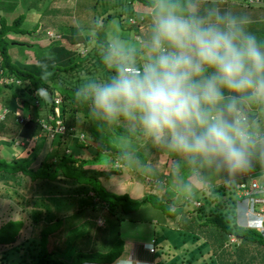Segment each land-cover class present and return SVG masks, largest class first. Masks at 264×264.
I'll return each instance as SVG.
<instances>
[{
	"label": "trees",
	"instance_id": "trees-1",
	"mask_svg": "<svg viewBox=\"0 0 264 264\" xmlns=\"http://www.w3.org/2000/svg\"><path fill=\"white\" fill-rule=\"evenodd\" d=\"M104 1L105 0H103V2ZM123 1L125 4H129V8L123 6L122 2L118 4L122 6V8L115 12L116 14H112L114 13L113 11L111 14L108 13L109 9L106 8L101 22L96 20V16L94 17L95 21L90 30L82 28L77 32L73 31L74 29H72V27L65 28L63 31H59L60 34L57 38L52 37L49 39L47 45H44L43 42H39L38 45L37 43L13 42L9 34L14 33L12 27L16 28V24H18L20 17H15L9 23L4 18H0V68L4 71L3 76L12 77L19 81L18 85L10 82L2 83L0 86V110L3 108L6 109L3 115L4 117L0 120V133L2 134L4 132L3 129L8 126L10 121H17V106L20 107L25 102L23 99L24 94L28 97H33L35 101L38 100V97L43 96L44 93L46 94L50 115L40 119L46 118L48 124H51V126H54L56 123V119L53 115L55 96L56 94H60L62 101L59 105V110L62 123L65 125L64 133L56 134L50 140L45 139L46 142L44 141L46 147L43 144V150L50 149L45 151V155L49 157V161H39L38 166L33 167V164L37 162L38 152L36 151V145L32 147L25 146V150H30L26 156L18 153L11 160L4 161L0 158V188L3 184L8 189V198L5 199L4 204L6 207L2 208L0 205V264L110 263L119 256L123 242L120 244L118 242L114 243L116 245H113L107 252H83L81 250H76L71 254V259L68 262L61 258L54 257L56 246L59 248V241L61 239L62 241L65 240V236H63V227L66 215L54 217L50 213L48 201L54 202L57 205H61L62 208L65 207L67 209L70 204H73L77 207L76 212L78 211V213L81 212L82 214V216H80V214L77 215L81 219L78 220V223L72 222L76 214L68 217L69 222H66L69 224L68 231H66L65 234L68 233L73 238V241L69 242V250H72L71 248H74L84 237L86 238L87 234L85 235V233H90L89 228L86 230V227H88V225L91 227L92 222L95 224L97 222L100 212L95 210L93 213H86L85 210L88 209V206H90L91 209H95L103 204L107 206L109 214H113L114 217L120 220L135 219L137 221H150L149 217L144 219L140 214H132L134 212L132 210L138 211L144 207L148 210L150 209L154 215L158 214L159 217L165 220L168 226L174 231L172 238L176 235L181 236V243H183V239L189 236H191V238H197V236L194 235V230L203 232V226H205V228L210 229V231L207 232L212 237V245H219L221 251H215V253L211 252L209 261H204L203 264H234L232 260L226 261V259L223 258L226 254L229 255L223 249L225 248L224 245L231 243L229 238L232 236L240 238V242L239 239H237V244L232 243L236 246L234 248L235 250H239L241 246L247 244H254L264 248V235L258 229L240 226L237 223L235 213L239 180H241L243 175L253 174L258 176L260 171L264 170V137L262 136V139L259 138V134L256 135L254 133L255 131L249 130V128L248 131L251 135L252 143L249 146V164L245 169L230 172L217 161L197 158L196 162L192 161L188 165V167L191 168L189 170H192L196 175V182L193 183L184 182L183 178L184 176L186 177L187 172L186 169L182 167V163H184L185 160L180 157L176 151L168 147L163 141L151 144L152 148L155 146L160 148V152L167 149L168 159L166 161H171L176 181L181 180L183 182L181 185L182 189L185 191L187 190L188 195L182 202L172 205L170 198H158L154 195H147L139 200H133L128 193L118 194L104 187L103 182L106 179L109 180L111 176L119 178L122 174H125L124 170L121 174H116L111 171L113 169L119 170L117 166L115 167V162L116 164L118 162L122 164L121 169H123L126 160L132 159V156L136 157L141 164L147 161L144 151L137 149L132 150L128 147L116 144L110 135L100 130V123L102 117L105 121L110 119L109 121L112 123L111 132L129 140L145 134L146 131L143 127L134 119H128L123 116L109 118L97 112L91 104L89 89L86 87L89 84L110 81L117 73L124 72V68L127 66L140 68L143 65L140 61L148 60L149 58L148 56L140 57L139 52H137L133 54L135 62H121L119 59L110 62V58L118 54L117 50L114 49L108 40V31L112 26L111 22H114L115 17H119L122 20L123 16L128 14L129 18L133 16L132 18L134 19L133 22L129 24L137 28V23L140 22L141 18L143 19V16L141 12L137 14L134 13L131 9V5L134 2H140L149 9L157 3V0ZM95 2H98V0ZM239 2H241V0H239ZM193 13L194 9L188 11L189 15H193ZM32 28L35 30L37 25L35 28ZM83 31L85 32L84 34ZM81 35L86 37V45L83 50L77 48L71 49L62 45L63 41L61 36L67 38L71 44L73 42L75 43ZM75 36L78 37L75 38ZM34 44H36V46H32ZM146 46L147 45H145V47ZM17 47H24L23 50L34 53H32V56L26 54L24 57L19 55L17 50H22L17 49ZM13 55L16 59H13ZM27 55H29V57ZM43 73H48L49 75L46 78H42ZM14 85L20 86L18 92L13 89ZM4 87L10 91L7 97L3 92ZM226 95L228 94L226 93ZM11 99H15V103L17 104L14 109L10 108L12 104H10ZM250 102L256 103V101ZM34 103L31 105L29 102L27 105H31L36 109L37 106L34 105ZM245 107L246 104H243V112ZM79 112H82L84 117L89 120V135L88 138L84 140H79L78 137L73 136V133L77 131V129L73 127V119ZM66 114H68V116ZM244 115L247 118V114ZM9 116L12 120L7 119ZM250 117H252V121L255 118L254 115ZM36 118L37 114L34 115L30 123L32 128L28 134V136H30L29 140H33L32 136L39 131L47 132L45 128L40 125L39 119ZM123 119H126L129 125H124L121 122ZM229 119H231L230 116ZM248 122L247 118V125ZM260 124L261 128H264V121H260ZM73 129L74 131H72ZM90 144L96 146V152L94 154L91 153L92 157L90 158L70 156V154H66L65 152L71 145L74 148L78 147L88 150V147L92 146ZM103 155L108 156L105 170L86 167V164L91 160H99ZM18 178L23 188L29 186L26 190L29 191L30 194H37L34 196H37L39 203L35 208L36 211L34 210L33 213L37 215V217H35L32 222H28L29 216H27V218L24 216V212L27 211L25 205L24 210L22 208L17 209L15 206V204H26L30 199V195L28 197L26 195L24 196L21 189L17 188L20 186ZM1 179H3V183ZM236 181L238 184L236 183V185H234ZM200 182H204L205 185L201 186ZM192 200L201 201L202 205L193 207L191 205ZM185 212L195 214L193 216L195 222L192 224L188 221L184 223L183 221L180 222L179 219ZM22 215L24 217H22ZM179 215L180 217L177 220ZM95 216L96 218L94 220ZM42 219L47 221V225L40 230L39 236L33 235L31 230L34 223ZM26 222L27 225L25 224ZM173 224L176 225L175 228ZM80 225L81 229L83 227V231L76 232ZM179 225L182 227H179ZM25 226L27 227L26 229L30 228V232L23 235L22 230ZM80 233H84L82 237L75 238L79 236ZM155 233L156 231L154 232V240L152 242L154 252L156 249L157 256H160V253H165V258L168 259V263L164 261V259L163 261H158L156 264H186V262H188V264H193V259L196 258L195 262L199 260L198 257H196L198 252L193 253L191 260L190 257L178 260L180 259L178 255L180 252L173 255L172 252L168 253L167 250L164 251L165 248H162L161 245L163 240L160 239L159 241ZM50 242L54 244V249L52 250L48 249V243ZM81 244L84 245L85 242H81ZM182 245H180V247H183L182 256L183 252L185 254L191 252L189 251L190 248L184 247L185 243L184 246ZM174 247L176 248L175 251L180 248L177 243ZM200 247H206V244L201 243ZM197 248H199V246H197ZM205 251L204 249V252ZM204 252L202 251V254ZM217 252L219 256L221 255V258L218 256L219 261L216 256ZM202 254L198 256L200 257ZM203 260H205V258ZM239 263L241 264V262Z\"/></svg>",
	"mask_w": 264,
	"mask_h": 264
},
{
	"label": "clouds",
	"instance_id": "clouds-1",
	"mask_svg": "<svg viewBox=\"0 0 264 264\" xmlns=\"http://www.w3.org/2000/svg\"><path fill=\"white\" fill-rule=\"evenodd\" d=\"M245 25L228 13L182 15L160 0L147 44L152 55L140 68L87 85L93 108L138 121L193 162L245 169L252 140L242 105L264 101V47Z\"/></svg>",
	"mask_w": 264,
	"mask_h": 264
},
{
	"label": "rangeland",
	"instance_id": "rangeland-1",
	"mask_svg": "<svg viewBox=\"0 0 264 264\" xmlns=\"http://www.w3.org/2000/svg\"><path fill=\"white\" fill-rule=\"evenodd\" d=\"M13 1L14 0H0V8L4 7L5 5L6 9H8V7L12 4ZM15 1L20 2V3H16L17 6L19 7L18 9H20L18 10L20 13L19 12L13 13L12 18L14 19L18 15L17 17H20V19L18 21V24H16L17 25L16 28L12 27V29L14 30L13 31L14 33L9 34V36L11 37L13 42H16V43H31V44L37 43V45L39 44V42H43L44 45H47L49 39H51L52 37L57 38V36L60 34L59 31H63L65 28L72 27V29H74L73 31H77V32H79V29L81 30L82 28H85L86 30H90L91 26L93 25L95 21L94 20L95 16H96V20L101 22V18H103V14L106 8L109 9L108 13L111 14L113 11L114 13L112 14H116L115 12H117L118 10H120V8H122V6L118 5L120 2H122L123 6L129 8V4H125L123 0L122 1L105 0L104 2L103 0H98V2H95L96 0H49L50 2L48 3V5H46V0H15ZM193 1H196V0H193ZM233 1L229 0L227 3H216L213 1L205 0L204 1L205 3H203L204 9L201 8L200 10L197 11L196 10L197 7H199L202 3L198 2L194 6L190 4V1L188 0H165L166 3L174 6L175 11H177L178 13L182 15H189L188 11L193 10L195 8L193 15H198L201 17H208L209 15L214 16L216 12H219L221 14L228 13L238 18H242L246 21L245 26H246L247 31L254 33L258 42L261 44L262 47H264V36H263L264 29L260 28L261 25L264 23V19H263L264 5L257 4V5H252V6H246L244 4H240L239 0L237 1L233 0ZM185 2H188V3H185ZM235 2L237 3V5L235 4ZM159 4H160V0H157V3L155 4L154 9L157 10L159 7ZM44 6L49 10V13H44V10L46 9V8L45 9L43 8ZM192 6H194V8H192ZM131 7H133L132 11L136 14L142 12L141 15L143 16V19H140V22L137 23L138 25L137 28L129 24L134 19L132 18L133 16L129 18L128 14L124 15L122 20L119 17H115L114 22H111L112 26L110 27L108 31V40L110 41L114 49L117 50L118 54L115 57L114 56L111 57L110 62H114L115 60H118V59L121 62H130V61L135 62L133 54H136L137 52H139L140 57H146V56L150 57L152 55L149 48L147 46L145 47V45L148 44V41L151 35L152 19H153V16L156 10L154 9H153L154 11L152 9L149 10L148 7L144 8L145 6L140 2H134L131 5ZM55 8H59L61 11L65 9H69L71 12L64 13V14H62V12L53 13ZM6 15L8 16L9 14H6ZM2 16L4 15L3 14L0 15V18ZM11 21L12 19H11V16L9 15V22ZM36 25H38V27L35 30H33L32 27L35 28ZM84 33L85 32L83 31V34ZM77 37L78 36H75V38ZM61 39L63 41L62 45L68 48H71V49L77 48L79 50H83L86 45V41H85L86 37L84 35L83 36L81 35L80 38L75 43L73 42L71 44L69 43L70 41H68L67 38H63L61 36ZM32 46H36V44ZM17 49L22 50V51L17 50V52L19 53V55H22L24 57L26 56V54H30L32 56L33 55L32 53H34L31 51L23 50L24 47L22 48L17 47ZM27 56L29 57V55ZM13 59H16L14 55H13ZM140 62L144 64L147 62V60H144V61L141 60ZM0 83H3V81H0ZM13 89L16 92H18L20 89V86L14 85ZM3 92L5 93L6 97L10 93V91L6 87L3 88ZM58 95L60 96V94ZM23 99L25 100V102L23 103L25 107H28L27 103L30 102L32 105L35 101L33 97H28L25 94L23 95ZM37 99L40 104L38 108L42 110L39 117H47L48 115H50L49 114L50 112L48 109L49 104L47 103L46 94L44 93L43 96H40ZM61 101H62V98H61ZM10 104H11L10 108L14 109L16 107V103L15 101H13V99H11ZM245 104H246V107L244 108V114H247V118L249 121L247 126L249 130H254L255 132L257 131L255 134L256 135L259 134V138L262 139V136L264 137V128H261L260 121H264V101L256 102L252 104H250V102H247ZM34 105H37V103H34ZM34 109L31 112L32 114L35 111ZM4 110L6 109L5 108L1 109L0 113H3ZM26 115H28V112ZM66 115L68 116V114ZM252 115L255 116L253 121L251 120L252 117H250ZM109 120L110 119L105 121L103 117L101 118L100 130L110 135L113 141L120 146L128 147L132 150L137 149L140 151H144L147 161L141 164L138 162V159L134 156H132V159H127L126 162L129 163L130 169L129 168L127 169V166H125V164L123 165L124 171L128 172L127 175L123 179L124 182L121 180L122 176H120L119 178H114L113 176H111L109 180L106 179L103 182L104 187H106L108 190H111V188L112 189L114 188L111 182H116V183H120V185L125 188L126 185L130 183L134 187L126 188V192L129 193L132 196V198L139 199L141 198V195L144 193L146 194V193L152 192L153 194H155L156 192H159L160 197L170 198L172 205L177 204L178 202L184 201L185 197L188 195L187 190L185 191L182 189L181 185L183 182L181 180L176 181V177L173 173L174 168L172 167L171 161L170 160L166 161L168 159L167 149H164L162 150V152H160L159 151L160 148H158L157 146L152 148L151 144H156L157 141H155L152 137H150V135L147 132L143 134L142 136H137L131 140L118 136L117 134L111 132L110 129H111L112 123ZM73 122H74L73 127L77 129L76 132L80 134V137H82L83 140L87 139L89 135L88 134L89 120L84 117L82 112H79L76 114L75 118L73 119ZM121 122L126 126L128 124V121L126 119L125 120L123 119ZM6 128H7V131L1 134L6 139L5 142H2V143H5V145L0 146L1 160L5 161L8 159V154L10 153L9 149L11 153L13 154L17 150H19L20 155L26 156L28 155L27 153H29L30 151L29 149L25 150L26 147L28 146L32 147L36 145V151L38 152L37 162L33 164V167L38 166L39 161H42V160H44V162L49 161V157L45 155V151H48L50 149H47L45 151L43 150L44 146L46 147V144H45L46 141H45V135H44L45 133L43 131H39L38 133H35V136L37 135L38 136L36 138H33V140H29V139L26 141L24 140V142H22L24 146L22 145L17 146V145H14L13 139H15L14 137L17 134V129L19 128V126H16L15 122L10 121V123L8 124ZM19 143H21V140H19ZM90 145L92 146H89L88 150H86L85 148H78V147L74 148L71 145V147H68L65 150V152L66 154H70V156H80L84 158H90L92 157V154L96 152V149H95L96 146L93 144H90ZM178 154L180 155V157H182L185 160L184 163H182V167L186 169V172H187L186 177L184 176L183 178L184 182H187V183L196 182V175L194 174V172H192V170L190 171L189 169L191 168L188 167V165L192 162V160L183 154H180V153ZM102 157L99 160H91L89 163L86 164V167L105 170L107 166L106 161H107L108 156L103 155ZM114 165L115 167L117 166L119 170L113 169L111 170L112 172L116 174L123 172L122 171L123 169H121L122 164H120L119 162L116 164L115 162ZM248 179L249 178L246 177L244 180L248 182ZM257 180L258 182L263 183L264 177H258ZM1 182L2 183L4 182L3 179H1ZM200 183H201V186L205 185L204 182H200ZM236 183L237 181L234 183V185H236ZM19 185H20L19 186L20 188L19 187L17 188L21 189L24 196L26 195L28 197L30 195L29 197L30 199L26 204L25 203L23 205L15 204V206L17 207V209L22 208L24 210V205H25V209H27V211L24 212V216L25 218L29 216L28 222H32L34 221V218L37 217V215L33 214L36 206L39 203V201L37 200V196H34L37 194H33V193L30 194V192L26 190L29 186H26L25 188H23L21 186V181L19 182ZM5 188H6L5 185L2 184V187L0 188V205L2 208L6 207V205H4L5 199L8 198L7 196L8 189L7 188L5 189ZM236 195H237V198H236L237 202L235 204V213H236L237 223L241 225L242 227L258 229L264 235V231H262L260 228L264 226L263 221H260L261 218L255 216L254 217L255 219H249V217L246 216L248 212H246V210L244 209L245 208L244 202H241L242 199L239 197L241 196V194H240L238 187H237ZM200 202L201 201H198V200H192L191 205L193 207H197L199 205H202V202L201 203ZM48 205H49L50 213L54 217L56 216L62 217L64 214L66 215L64 225H67V226L69 224V223H66V222H69L68 217L73 216L75 214L76 216L79 214L80 216H82L81 212L79 213L78 211L76 212L77 207L73 204H70L68 209L65 207L62 208L61 205H57L51 201H48ZM258 208L256 209V211H258ZM95 210L97 212H100V214L98 215L97 222H98V225H100L101 227L100 226H97V227L102 229V231L104 230L103 231L105 233L104 237L107 241L110 238L111 240H113L117 236L118 239L115 242H118L119 244L121 242H124L125 239H129L132 237L134 239L141 240L142 242L147 243V242H150L151 239L153 238L152 232L156 231L155 236L158 237L159 241L160 239L163 240V237L164 239L169 240L170 238L173 237L172 235L174 234V231L168 226L166 221L163 220L161 217H159L158 214H155L153 216L152 218L153 224L150 226L149 223H142L135 219L131 220L130 222L124 221V219L123 221H120V219L114 217L113 214H109V212L107 211L108 208L104 204L96 207L95 209H91V207L88 206V209H86L85 212L93 213ZM132 211H134L132 214L136 213V210H132ZM180 215L178 216L177 220L179 219ZM194 215L195 214L193 213L185 212L181 215L179 221L180 222L183 221V223L188 221L192 224L193 222H195L194 221L195 218L193 217ZM24 216L22 215V217ZM95 218L96 216L94 217V220ZM78 220L80 219L77 217H74L72 219V222L78 223ZM25 224L27 225V222ZM45 225H47V221L45 219H42L34 223L33 228L31 230L32 234L39 236L40 230ZM89 226L90 225H88L86 229L87 228L90 229ZM173 227L175 228L176 225L173 224ZM179 227H182V226L179 225ZM26 228H27L26 226L23 227V230H22L23 235H26L30 232L29 230L30 228L28 229ZM150 229L152 231H150ZM203 229H204L203 232L199 230H194V234L200 240V242L198 243L199 248L194 246V249L192 252H187L184 255V259H187L190 257V260H191V256L193 255V253L198 252L196 257H198L199 260L195 262L196 258L193 259L192 260V262H194L193 264L195 263L203 264L204 261L205 262L209 261L211 252L215 253V251H221V248L219 245H216V246L212 245V237L207 232V231H210V229L205 228V226H203ZM81 231L82 230L80 228L76 232H81ZM83 234L84 233H80L79 236L77 237L74 236V237L80 238L82 237ZM86 234L87 233H85V235ZM166 234H170L171 236L166 235ZM175 237H177V235ZM237 239H239V242H240V238H235L234 236H232L229 239L231 243L230 244L227 243L226 245H224L225 248L223 250H225L229 254V255L226 254L223 257L224 259H226V261L232 260L234 264H240L239 262H241V264H264V248L254 245V244H247L245 246H241L239 250H235L234 248L236 246H234L232 243L238 242ZM185 240H186L185 245L189 246L193 244L192 242L193 238H191V236L187 237ZM196 241L198 240H194V242ZM167 243L169 242L167 241ZM201 243H205L206 247H200ZM113 245H116V244H113ZM200 249L201 250L203 249L202 250L203 252H204V249L206 251L202 254V251ZM199 254H202V256L199 257L198 256ZM163 256L164 255L160 253L161 258L159 259H162ZM216 256L219 261L218 252ZM204 258L205 260H203ZM186 264H188V262H186Z\"/></svg>",
	"mask_w": 264,
	"mask_h": 264
},
{
	"label": "crops",
	"instance_id": "crops-1",
	"mask_svg": "<svg viewBox=\"0 0 264 264\" xmlns=\"http://www.w3.org/2000/svg\"><path fill=\"white\" fill-rule=\"evenodd\" d=\"M204 1L205 0H196V1H193L192 0V1H190V4H192V5L195 6V4L198 3V2L199 3H202L199 7H197L196 10L198 11L201 8L204 9V5H203V3H205ZM209 1H213V2H216V3H227V2H220L218 0H209ZM49 2H50L49 0H46V5H48ZM16 3H20V2L19 1L16 2L14 0L12 2V4L8 7V9H6V7H5L4 4H3L4 7H1L0 8V15H2V14L4 15L1 18H4L8 23H9V15L11 16V19L13 20V18H12L13 17L12 16L13 13H16V12L18 13L19 12L18 10H20V9H18L19 7L17 6ZM235 4L237 5L236 2H235ZM194 6H192V8H194ZM43 8L45 9L46 7L44 6ZM132 8L133 7H131V9ZM145 8H147V7H145ZM154 8H155V5L154 6H151V8H149V10H151V9L153 10ZM154 10H156V9H154ZM37 11H38V9H37ZM58 12H62V14H64V13H70L71 11L69 9H65V10H62L61 11L59 8H55L54 11H53V13H58ZM44 13H49V10L46 8L44 10ZM6 14H9V15L7 16ZM141 14H142V12H141ZM53 15H55V14H53ZM263 19H264V17H263ZM37 27H38V25H37ZM260 28L261 29H264V23L261 25ZM13 101H15V99H13ZM250 104H252V102H250ZM16 106H17V104H16ZM17 108H18L17 109V112L18 113H16L17 118L18 117L25 116L27 114V112H28V115H26V116H29L30 117V120H28L24 124H21L18 121H15L16 126H19V128L17 129V134L15 135L14 138L15 139H19V140H21V141L24 142V140L26 141V140H28L30 138V136H28V134H29V132H30V130L32 128V125L30 123H31L32 119L34 118V115L37 114V118L36 119L43 118V117H39L40 116V113L42 112V110L40 108L37 109V107H36V109H34V107L31 106V105H28V107H25L24 104L21 105L20 107L17 106ZM31 108H33L34 110H36V111L33 112V114L31 113L33 111V109H31ZM25 111H27V112H25ZM7 119L12 120L10 116L7 117ZM44 119H46V118H44ZM3 130H4V132H6L7 131V128H4ZM254 133H256V132H254ZM37 136L33 135L32 137L33 138H36ZM5 141H6L5 137L2 136L1 133H0V146L1 145H5V143H2V142H5ZM9 147H11V146H9ZM9 152L10 153L8 154V159L7 160H9L12 157L16 156V154L19 153V150H17L14 154L11 153L10 149H9ZM125 166H127V169L128 168L130 169L129 163L125 162ZM123 170H124V168H123ZM124 173L125 174H122V179H121L123 182H124L123 179L127 175L128 172H124ZM119 174H121V173H119ZM111 184L114 186L113 189L111 188V191L114 192V193H118V194H120V193H127L126 192V188H128V187H132L133 188L134 187L130 183H128L125 188L123 186H121L120 183L111 182ZM147 195H154V196H156L158 198L160 197L159 192H156L155 194H153L151 192V193H146V194L144 193V194H142L141 195V198H143L144 196H147ZM131 198H132V196H131ZM141 198H139V199H141ZM132 199L133 200H139V199H135V198H132ZM241 202H244V206H245L244 209L246 210V212H248V214L246 216H248L249 219H255L254 218L255 215L251 211V208L249 207V205H247L246 201L243 200ZM136 214H140V216L142 218H144V219H146L148 217L150 218V221H140V222H142V223H149L150 226L153 224L152 218L154 216V213H152V211L150 209L148 210L147 208L144 207L143 209H140V210L136 211ZM102 215H103V213H102ZM75 217L79 218L78 216H75ZM120 221H123V219H121ZM124 221L130 222L131 220L124 219ZM96 224H97V226H99L98 225V222H96ZM96 224L94 222H92V225H91V227L89 229L90 230L89 231L90 233H87L86 238L85 237L83 238L84 240L82 239L79 243H77L76 246H74V248H71L72 250H69V242L70 241H73V238L68 233L65 234V232L68 230V226L67 225H64V227H63V232H64L63 236H65V238H64L65 240L62 241V239H61L59 241V243H58L59 248L56 246V253H55L54 257L61 258V259L65 260L66 262H68L71 259V254L74 251H76V250H81L83 252H88V251L107 252L113 246V244L116 243L115 241L118 239V237L116 236L113 240H111V238H110L107 241L105 239V237H104L105 236V233L103 232L104 230L102 231V229H100L99 227H97ZM80 228H81V225L78 227V229H80ZM260 228L261 229H264V226H262ZM82 229H83V227H82ZM150 231H152V230L150 229ZM152 235H153V238L151 239L150 242H147V243L146 242H142L141 240L134 239L133 237L132 238H129V239H125V241L122 244V250H121L119 256L114 261H112L110 263L84 262L82 264H156L158 261H160V260L163 261L164 259H165L164 261L167 262L168 259L165 258V256H166L165 253L163 254L164 256H163L162 259H159L161 257L160 256H157L158 254L156 252V249H155V252L154 253H150V251L148 249V244H151L153 242V240H154V232H152ZM166 235H170V234H166ZM180 238H181V236L178 235L174 239L173 238H170L169 240L163 239L162 244H161L162 245V248H165L164 251L167 250L168 253L172 252V254L174 255V254H177L178 252H180V253H178V255L180 256L179 257L180 259H178V260L184 259V254H185L183 252V256H182V249H183V247H180V245L183 244L182 246H184V243H185L186 240L183 239L184 242L181 243L180 242ZM66 239H67V241H66ZM194 240H198V241L194 242ZM167 241L170 244H172V245H170L169 243H167ZM81 242H85V244L82 245ZM192 242H193L192 245H189V246L185 245L184 246V247L190 248L189 251H191V252L194 249V246H196V247L198 246V243L200 242V240L197 237V238H193V241ZM176 243L180 247V248L177 249V251H175L176 248L174 247V245H176ZM49 246H50V248H49ZM172 246H173V248H172ZM48 249L49 250L54 249V244H52V242L48 243Z\"/></svg>",
	"mask_w": 264,
	"mask_h": 264
},
{
	"label": "built area",
	"instance_id": "built-area-1",
	"mask_svg": "<svg viewBox=\"0 0 264 264\" xmlns=\"http://www.w3.org/2000/svg\"><path fill=\"white\" fill-rule=\"evenodd\" d=\"M218 1L227 2V0H218ZM263 3H264V0H243V4H245L246 6L263 4ZM134 69H136V67L127 66L124 68V71L129 72ZM3 72L4 71L0 68V81H3V83L13 82L15 83V85L19 84V81L15 80L14 78L6 77L5 75L3 76ZM54 101H55V106H54L53 115H54V118L56 119L55 125L51 126V124H48V120L46 119H39L40 125H42V127L45 128V130L47 131V132L43 131L45 133L44 134L45 139L47 140H50L56 134H62L65 132V125L62 123L61 114L59 110V105L61 103V97L57 94L55 96ZM35 103H37L36 106L38 107L39 106L38 100H36ZM5 112L6 110H4L3 113H0V120L4 117L3 115ZM28 120H30L29 116H23V117L17 118V121L21 124L26 123ZM72 131H74V129ZM73 136L78 137L79 140H83V138L80 137V134L73 133ZM22 142L23 141L19 143L18 139H13L14 145H17V146L23 145ZM246 177L249 178L248 182L244 180ZM258 177H264V170L260 171L258 176L253 175V174L243 175L241 180L239 181L238 189L240 191L241 196L245 198L244 201H246L247 205H249L253 214L257 217H260L261 218L260 221H263L264 223V182L263 183L258 182L257 180ZM257 208H258V211H256ZM261 230L263 231L264 229H261ZM148 249L150 252H154V247L152 243L148 244Z\"/></svg>",
	"mask_w": 264,
	"mask_h": 264
}]
</instances>
